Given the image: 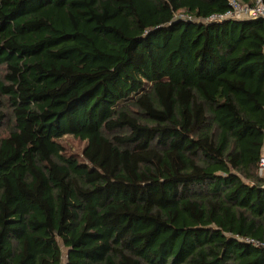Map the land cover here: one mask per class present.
<instances>
[{"label":"trees","instance_id":"obj_1","mask_svg":"<svg viewBox=\"0 0 264 264\" xmlns=\"http://www.w3.org/2000/svg\"><path fill=\"white\" fill-rule=\"evenodd\" d=\"M228 9L0 0V264H264V20L195 21Z\"/></svg>","mask_w":264,"mask_h":264},{"label":"built area","instance_id":"obj_2","mask_svg":"<svg viewBox=\"0 0 264 264\" xmlns=\"http://www.w3.org/2000/svg\"><path fill=\"white\" fill-rule=\"evenodd\" d=\"M227 3L229 5V9L224 14L214 15L206 20L195 21L206 24L224 21L264 20V0H254L253 5L244 4L240 0H227ZM257 174L264 181V151L257 165ZM245 242L256 247L264 246L262 243L255 240L248 239Z\"/></svg>","mask_w":264,"mask_h":264},{"label":"rangeland","instance_id":"obj_3","mask_svg":"<svg viewBox=\"0 0 264 264\" xmlns=\"http://www.w3.org/2000/svg\"><path fill=\"white\" fill-rule=\"evenodd\" d=\"M10 127V125L4 127V129L2 130V134L4 136L8 135ZM62 145L64 146L65 151L68 155L78 156V158L80 159L83 157V151L86 147L85 142H81L79 140L67 136L62 140Z\"/></svg>","mask_w":264,"mask_h":264},{"label":"crops","instance_id":"obj_4","mask_svg":"<svg viewBox=\"0 0 264 264\" xmlns=\"http://www.w3.org/2000/svg\"><path fill=\"white\" fill-rule=\"evenodd\" d=\"M264 149H262V153H263Z\"/></svg>","mask_w":264,"mask_h":264}]
</instances>
